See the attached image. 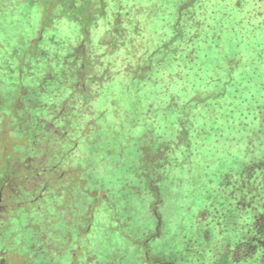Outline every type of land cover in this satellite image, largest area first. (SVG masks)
I'll return each mask as SVG.
<instances>
[{
	"label": "rangeland",
	"instance_id": "obj_1",
	"mask_svg": "<svg viewBox=\"0 0 264 264\" xmlns=\"http://www.w3.org/2000/svg\"><path fill=\"white\" fill-rule=\"evenodd\" d=\"M182 1L0 0V125L16 104L43 116L21 128L12 118L0 132V264H212L191 236L190 219L208 189L197 182H216L226 162L243 161V142L232 145L236 156L208 167L142 160L143 147L174 144L182 115L181 98L165 107L182 82L143 69L165 52L166 33H150L151 25L170 24L167 15ZM189 10L195 13L193 6L182 13ZM209 43L201 56L207 70L223 54ZM79 45L86 58L101 56L96 73L90 63L80 73L72 53ZM175 47L170 55L187 56ZM118 50L128 55L119 58ZM263 139L253 140L256 156Z\"/></svg>",
	"mask_w": 264,
	"mask_h": 264
},
{
	"label": "trees",
	"instance_id": "obj_2",
	"mask_svg": "<svg viewBox=\"0 0 264 264\" xmlns=\"http://www.w3.org/2000/svg\"><path fill=\"white\" fill-rule=\"evenodd\" d=\"M191 6L195 13L190 10L182 13ZM173 13L174 16L170 12L166 17L170 24L160 29L151 25L150 33H166L162 42L165 52L161 50L162 57L143 69L162 70L172 81L182 82L175 94L171 92L165 106L181 98L178 109L182 115L175 126L174 144H162L156 150L145 146L141 149L142 160L145 165L157 162L159 167L165 168L183 167L189 165L188 161H194L192 168L208 167L210 163L236 156L231 147L243 142V157H246L243 161L226 162L216 182H197V188L207 186L208 189L200 192V200L190 219L191 236L198 251L207 255L212 264H217V255L222 252L228 257L224 264H264V148L260 156L252 150L254 138L264 134V0H184L179 6H173ZM196 14L208 19V23L199 21ZM11 16L5 13L3 19ZM184 16L188 17L184 19ZM97 34L98 41L106 38L108 41L105 34ZM38 40L40 31L31 39L32 42ZM200 41H210L209 46L223 52L212 69L207 70L205 60L201 59L204 43ZM113 46L119 48L121 44ZM172 47L187 56L170 55ZM83 52L82 45L72 51L82 62L80 73L87 63L96 73L101 56L86 58ZM116 54L119 58L128 55L119 50ZM169 59L176 61L166 62ZM160 61L164 63L156 64ZM193 64H199L195 72ZM188 69L191 70L188 72ZM4 74L5 70H0V75ZM14 75L11 72V76ZM31 79L27 78L25 84L30 85ZM140 86L137 90L142 88ZM4 94L0 89V96ZM88 96L91 94L86 92L85 97ZM16 106L5 113L3 121L8 122L0 125V132L10 130L12 118L21 119L20 128L28 120L42 122L41 112ZM43 136L41 132L36 140L42 142ZM36 179L39 183L43 181L41 176Z\"/></svg>",
	"mask_w": 264,
	"mask_h": 264
}]
</instances>
